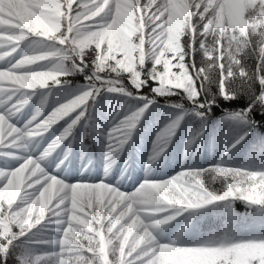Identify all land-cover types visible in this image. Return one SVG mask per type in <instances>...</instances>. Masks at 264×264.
Instances as JSON below:
<instances>
[{
    "label": "snow or ice",
    "instance_id": "1",
    "mask_svg": "<svg viewBox=\"0 0 264 264\" xmlns=\"http://www.w3.org/2000/svg\"><path fill=\"white\" fill-rule=\"evenodd\" d=\"M0 264H264V0H0Z\"/></svg>",
    "mask_w": 264,
    "mask_h": 264
},
{
    "label": "trees",
    "instance_id": "2",
    "mask_svg": "<svg viewBox=\"0 0 264 264\" xmlns=\"http://www.w3.org/2000/svg\"><path fill=\"white\" fill-rule=\"evenodd\" d=\"M236 207H237V210H238V211H241V212L244 211V207H243L242 204L237 203Z\"/></svg>",
    "mask_w": 264,
    "mask_h": 264
}]
</instances>
